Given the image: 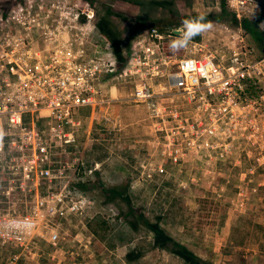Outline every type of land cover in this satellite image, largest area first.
I'll return each instance as SVG.
<instances>
[{"label": "rangeland", "instance_id": "1", "mask_svg": "<svg viewBox=\"0 0 264 264\" xmlns=\"http://www.w3.org/2000/svg\"><path fill=\"white\" fill-rule=\"evenodd\" d=\"M22 1L0 0V16ZM78 1L87 4L93 23L112 21L121 50L150 25L179 32L183 20L203 15L213 27L187 48L170 51L181 56L199 43L228 60L246 45L256 61L264 60L256 33L243 26L254 23L264 37V0H257L256 10H240V16L230 0ZM97 33L105 38L98 28ZM118 61L119 75L123 58ZM261 66L264 70V62ZM116 86L108 108L82 112L71 149L84 162L73 189L88 202L82 216L45 218L40 210L35 228L12 225V219L35 215L36 199L20 183L9 196L4 193L14 176L1 159L0 264H191L173 251L197 264H264V134L256 136V144L241 140L223 158L221 151L211 152V164L171 163L144 121L146 110L130 101L129 84L117 78ZM193 156L190 151L184 159ZM111 189L123 198L108 202ZM198 210L208 214L201 227L194 222Z\"/></svg>", "mask_w": 264, "mask_h": 264}, {"label": "built area", "instance_id": "2", "mask_svg": "<svg viewBox=\"0 0 264 264\" xmlns=\"http://www.w3.org/2000/svg\"><path fill=\"white\" fill-rule=\"evenodd\" d=\"M230 4L240 16L256 10L257 0ZM88 15L78 0H24L0 16V161L14 176L4 193L20 183L36 199L35 215L10 220L14 226L35 228L40 210L45 218L83 215L88 202L73 189L84 162L71 149L82 112L108 108L117 78L146 110L147 126L168 138L172 162L203 151L212 163L211 152L223 158L241 140L256 144L264 134V60L256 61L253 48L227 60L191 43L194 49L179 56L167 44L178 31L150 25L126 42L118 75L114 48Z\"/></svg>", "mask_w": 264, "mask_h": 264}, {"label": "trees", "instance_id": "3", "mask_svg": "<svg viewBox=\"0 0 264 264\" xmlns=\"http://www.w3.org/2000/svg\"><path fill=\"white\" fill-rule=\"evenodd\" d=\"M244 28L246 30H250L253 33H256V37H258L257 42L259 43V45L261 46V49L264 50V37L258 33V29L256 26V31L254 28V23L251 22H247L245 21L244 23ZM97 28L98 30L101 32V34L105 37V39H107L108 41L111 42L113 48H114V52L116 54V56L118 57L119 60L122 59V50L119 47V35L115 30V27L113 26L112 21L109 20H105L102 19L100 22H97ZM107 197L106 200L108 202H114L120 198H123V192L118 191L117 189H111L109 191L106 192ZM125 201L129 204V198L126 196ZM195 225L196 227H201V225L205 222L204 220H206L208 214L202 215V213L198 210L195 212ZM133 226V224H131ZM135 227V226H134ZM174 254L183 257L185 260H187L189 263L191 264H197L195 261H193V259H191L188 255H186L185 253L180 254L177 251H173Z\"/></svg>", "mask_w": 264, "mask_h": 264}, {"label": "clouds", "instance_id": "4", "mask_svg": "<svg viewBox=\"0 0 264 264\" xmlns=\"http://www.w3.org/2000/svg\"><path fill=\"white\" fill-rule=\"evenodd\" d=\"M183 28L177 34V38L170 41L169 48L173 52H178L187 48L189 43L197 36L208 30L213 25L211 22H207L203 15L185 19L182 22Z\"/></svg>", "mask_w": 264, "mask_h": 264}, {"label": "flooded vegetation", "instance_id": "5", "mask_svg": "<svg viewBox=\"0 0 264 264\" xmlns=\"http://www.w3.org/2000/svg\"><path fill=\"white\" fill-rule=\"evenodd\" d=\"M153 136H156V138H160L162 140V143L164 144L163 146L165 147L162 150V154L167 153L166 151L169 150L168 148V138L165 135H156L154 134ZM168 148V149H167ZM187 155V152H183L179 155V158H177V160L175 162L171 163H175L178 165H184V164H189V165H207L210 164V158H208V154L206 152L203 151H196V153H194V156L191 157L189 160H185L184 157ZM163 164H165V160L163 159L162 161Z\"/></svg>", "mask_w": 264, "mask_h": 264}]
</instances>
